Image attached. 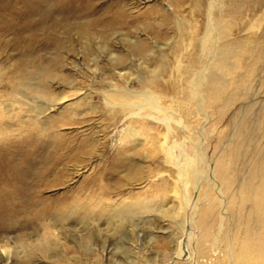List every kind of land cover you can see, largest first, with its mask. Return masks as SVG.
<instances>
[{"label":"bare ground","instance_id":"1","mask_svg":"<svg viewBox=\"0 0 264 264\" xmlns=\"http://www.w3.org/2000/svg\"><path fill=\"white\" fill-rule=\"evenodd\" d=\"M19 1L24 11L42 16L52 29L57 26L52 24L54 14H64L68 33L94 43L91 29L100 25V20L68 23L79 14L95 15L99 10L94 0ZM192 1L196 16L192 18L204 16V27L181 12L163 9V24H172L175 37L168 52L160 53V65L150 72H137L139 90L116 83L101 92L110 114L120 118L112 133L121 141L125 135L130 146L127 160L141 169L139 157L133 154L143 148L142 156L169 169L172 178H135L134 173L129 178L130 188L119 186L113 191L101 178L95 190L64 201L45 200L35 209L31 196L21 194V182L15 178L12 147L2 143L5 133L12 132L16 124L3 118H15L11 106L27 98L32 103L28 101L31 105L19 117L20 124L36 122L34 140L46 139L60 124L56 114L50 115L52 111L59 110L61 116L65 110L77 112L85 107V99L90 112L96 107L90 95L81 98L80 88L57 92V82L64 87L67 84L58 70L69 60L60 55L65 48L59 41L56 56L43 59L39 66L26 60L17 67L9 81L11 97L0 103V264H64L71 260L67 257L70 248L95 254L101 258L97 264H103L106 245L101 249L96 246L101 237L128 240L112 244L113 255L121 256L112 264H176L178 260L264 264V34L250 36L257 26L248 27L245 22L241 35L232 38L236 16L258 14L264 0ZM173 3L176 9L183 8V0ZM0 5V12L5 11V0H0ZM15 10L12 12L19 16L20 11ZM120 11L118 7L115 15H106L105 31L122 24L125 14ZM261 16L264 19V13ZM43 28L46 34L50 27ZM123 49L130 57L149 51L142 39H126ZM110 59L113 68L123 62L117 56ZM174 67L179 69L180 80L172 90L168 78ZM6 79L0 72V85ZM170 101L174 105L167 104ZM231 112L234 114L224 130L229 126L232 130L224 139L220 125ZM166 133L173 135L165 137ZM59 136L53 134L49 145ZM149 144L153 152L146 148ZM30 146H18L21 164ZM213 147L220 152L211 154ZM21 199L26 201L23 206L17 203ZM137 228L150 230L142 236L149 251L159 238L169 243V249L160 256L141 259L134 245ZM11 232L16 233L14 238L9 237Z\"/></svg>","mask_w":264,"mask_h":264},{"label":"rangeland","instance_id":"2","mask_svg":"<svg viewBox=\"0 0 264 264\" xmlns=\"http://www.w3.org/2000/svg\"><path fill=\"white\" fill-rule=\"evenodd\" d=\"M173 2L174 0H94L93 3L99 10L95 15L81 17L79 14L69 19L71 21L68 22L79 24L101 21L100 25L91 29L92 34H94V43L88 44L84 39H79L76 34L68 33L64 28V23L68 20L65 19L66 16L64 14H54V23L52 24L57 26L52 29L49 24L47 25L44 22L42 16L24 11V4L19 0H5L6 7L4 8L6 10L0 12L2 16V19L0 18V72L7 79L1 82L0 85V103H5L11 97L9 81L14 76L17 67L26 60L33 61V67L39 66L42 64L43 59L56 56L58 53L56 43L59 41L65 48L60 55L68 57L69 60H66L63 68L61 67L58 70L61 78L66 80L68 85L66 84L64 87L57 82V92L66 90V92L70 93L80 88L83 93L81 98L90 95L93 97V103L96 107L94 111L90 112L86 107L88 100L85 99L83 102L85 107H81L77 112L65 110L61 116L59 110L52 111L49 114H56L60 119V124L58 128H52L48 132L46 139L38 138L34 140V135L32 134L37 129L36 122L28 121L27 126L20 124L19 117L24 115V110L28 109L32 103L27 98L22 103H14L11 106V113L16 116L15 118H12V120L7 116L3 118L16 124L12 132L5 133L2 143L5 142L12 147V153L15 155V178H19L21 182V194L24 197L31 196V202L35 209H38L45 200L49 202L64 201L80 196L86 191L95 190L97 188L95 185L96 181L101 178L105 179V183H108L107 186L113 191L112 189H117L119 186H124L123 189L130 188L129 178H133L132 175L134 173L137 174L135 178H144L145 176L146 178H152L153 176V178H169L173 176L166 167L163 168L152 160L145 159L146 157L142 156L145 152L143 148L140 149L141 151L135 152L138 155L133 154L134 157H139L137 162H139L141 169L127 160L130 146L125 142V135L121 141L118 136L116 137L112 133L115 126L119 125L120 118L110 114V111L104 105V98L101 94L104 87H111L116 83H124L132 89L139 90L137 72H150L160 65V53L164 52L166 54L168 52V44L175 37L172 24H163L165 22H163L162 12L171 8L173 9H170L171 13L180 14L181 12L186 18L196 17L194 16L193 4H191L192 0H183V8L181 7L180 10L175 8L177 6ZM205 2H208V0H205ZM118 7L124 11V17H126L122 18V24L105 31L103 26L106 15H115ZM12 9H17L15 10L16 12L20 11V15L16 16ZM263 9H260L258 14L254 15L252 13L245 16L242 14L237 15L232 38H237L241 35L239 30L245 22L248 27H251L253 23L257 26L253 32H249L250 36H262L264 34V19L261 16L264 13ZM195 10L198 11L199 9ZM258 18L260 20L256 22ZM196 19L198 21L195 19L194 21H197L201 28L204 27V16L199 15ZM44 26L51 28L48 29L46 34ZM147 27L150 29L148 30ZM155 31L156 33H153ZM126 39L145 40L149 47L148 53L144 55L135 53L130 57L127 51L123 49ZM76 40L78 41L76 42ZM111 55L123 58L122 64L113 68L110 59ZM169 80L171 83L170 89L172 87L173 90V86H179L178 68L174 67L172 69ZM73 102L75 101H70V103ZM170 102L167 104L174 105L173 102ZM15 110H18V112ZM233 114V112L229 115L227 114L228 116L220 125L224 139H227L228 134L232 130L231 126L226 130H224V127L229 124ZM56 133L60 136L54 139L55 144L49 145L53 134ZM172 135L171 133H166V136H164L171 137ZM23 143H31V146L26 159L21 164L22 153L18 150V146ZM147 146L146 148L153 152V146L150 144ZM216 148L213 147L211 154L220 152V149L215 150ZM17 166L18 168H16ZM79 168L82 171L78 174ZM155 193L158 192H151L150 194ZM17 203L23 206L26 201L21 199ZM138 229L133 230L134 245L141 259L144 256L146 258L158 256L159 253L169 249V243L165 239L159 238L157 243L150 246L152 251H149V248H146L143 243L144 237L142 236H147L151 232L147 228ZM9 235L10 238H14L16 233L11 232ZM157 236H160L158 231ZM121 240L120 237H111L110 239L101 237L96 242V246L98 245L99 248L104 244L106 245L105 256L102 260L103 264L118 262L121 256L120 254L113 255L112 244ZM122 241L128 242L127 238ZM10 242L12 244L13 240ZM67 257L71 260L64 264H97L101 260L95 254L87 255L85 252L74 248L68 249ZM52 264H57V262L54 261ZM176 264H190V260L187 262L178 260Z\"/></svg>","mask_w":264,"mask_h":264}]
</instances>
